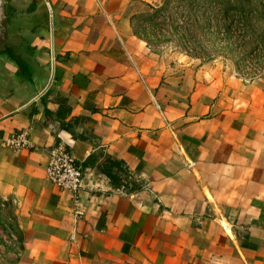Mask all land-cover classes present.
Listing matches in <instances>:
<instances>
[{"label": "crops", "instance_id": "obj_1", "mask_svg": "<svg viewBox=\"0 0 264 264\" xmlns=\"http://www.w3.org/2000/svg\"><path fill=\"white\" fill-rule=\"evenodd\" d=\"M159 1L5 0L15 264H264V74L244 84L229 64L148 46L132 17ZM57 145L82 171L77 220L46 179Z\"/></svg>", "mask_w": 264, "mask_h": 264}, {"label": "rangeland", "instance_id": "obj_2", "mask_svg": "<svg viewBox=\"0 0 264 264\" xmlns=\"http://www.w3.org/2000/svg\"><path fill=\"white\" fill-rule=\"evenodd\" d=\"M159 2L146 4L132 17L135 33L148 46L160 53L181 52L201 62L217 60L231 65L235 73L259 66L257 59L264 57V0ZM2 34L0 50L4 51ZM13 217L12 205L0 198V264H15L22 250Z\"/></svg>", "mask_w": 264, "mask_h": 264}, {"label": "built area", "instance_id": "obj_3", "mask_svg": "<svg viewBox=\"0 0 264 264\" xmlns=\"http://www.w3.org/2000/svg\"><path fill=\"white\" fill-rule=\"evenodd\" d=\"M259 66L251 72H236L238 78L244 84H249L259 79L264 74V57L257 59ZM6 144L15 152L28 145L27 138L24 134H15L6 141ZM46 179L61 191L70 193L72 196V215L74 219H79L82 215L79 209L78 192L82 188V171L76 165L73 157L62 145H57L49 151L48 162L45 168ZM74 240V237H70Z\"/></svg>", "mask_w": 264, "mask_h": 264}, {"label": "water", "instance_id": "obj_4", "mask_svg": "<svg viewBox=\"0 0 264 264\" xmlns=\"http://www.w3.org/2000/svg\"><path fill=\"white\" fill-rule=\"evenodd\" d=\"M4 5H5V0H0V24L5 19Z\"/></svg>", "mask_w": 264, "mask_h": 264}]
</instances>
